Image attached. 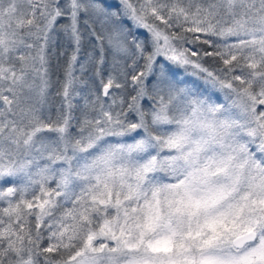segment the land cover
Listing matches in <instances>:
<instances>
[{
    "label": "snow or ice",
    "instance_id": "1",
    "mask_svg": "<svg viewBox=\"0 0 264 264\" xmlns=\"http://www.w3.org/2000/svg\"><path fill=\"white\" fill-rule=\"evenodd\" d=\"M0 264H264V0H0Z\"/></svg>",
    "mask_w": 264,
    "mask_h": 264
},
{
    "label": "trees",
    "instance_id": "2",
    "mask_svg": "<svg viewBox=\"0 0 264 264\" xmlns=\"http://www.w3.org/2000/svg\"><path fill=\"white\" fill-rule=\"evenodd\" d=\"M53 63L55 64V61H53ZM59 71H60V75H61V78H62V76H63V70L60 69ZM77 74H79V73H77ZM53 79H55V76L53 77ZM53 91H55V89H53ZM77 114H78V113H77Z\"/></svg>",
    "mask_w": 264,
    "mask_h": 264
}]
</instances>
